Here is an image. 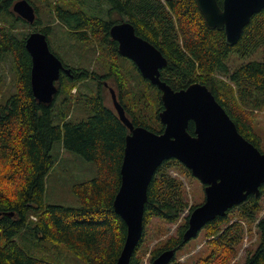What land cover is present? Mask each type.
<instances>
[{
  "label": "trees",
  "instance_id": "trees-1",
  "mask_svg": "<svg viewBox=\"0 0 264 264\" xmlns=\"http://www.w3.org/2000/svg\"><path fill=\"white\" fill-rule=\"evenodd\" d=\"M20 1L0 0V65L12 62L15 85L8 101L0 105V264H52L22 248V237L64 246L85 264L118 263L127 226L116 214L114 202L122 185L121 169L130 132L116 109L107 105L102 89L110 80L120 89L115 90L117 99L135 127L156 134L165 128L160 121L162 93L142 78L132 61L120 55L119 44L110 35L114 25L130 23L138 37L162 53L168 66L161 71V79L174 91L186 90L194 83L206 86L239 133L262 151V138L254 122L255 113L264 108V61L247 62L234 70L229 61L232 56L244 61L242 57L264 47V9L252 18L240 41L230 46L224 31L207 27L196 0H27L33 7L32 1L52 4V25L39 29L41 19L30 25L13 11ZM217 1L222 7L224 0ZM23 27L25 31L20 32ZM33 32H42L59 46L63 41L74 42L75 49L87 46L93 54L97 48L105 73L72 67L71 76L63 75L60 80L57 97L61 104H57L59 98L49 105L40 103L33 94V63L26 49ZM60 48L65 54L68 47ZM63 64L71 69L69 63ZM4 79L0 77V82ZM94 84L98 90H92ZM128 85L134 88L128 90ZM80 100L91 116L81 123L70 122L74 105L81 104ZM188 131L195 135L193 123ZM58 143L97 169L94 179L74 187L80 202L77 208L46 203V182L58 162V154H53ZM177 166L193 176L176 160L158 168L148 190L144 233L130 264H142L148 253L142 249L152 220L178 223L190 209L183 182L170 173ZM263 197L264 185L260 196H249L205 227L207 251L197 264H231L252 225L257 226L261 240L245 264H264V219L257 220ZM186 219L174 237L151 251L152 264L167 251L176 252L171 264H180L177 253L192 241H184L189 217Z\"/></svg>",
  "mask_w": 264,
  "mask_h": 264
},
{
  "label": "water",
  "instance_id": "water-1",
  "mask_svg": "<svg viewBox=\"0 0 264 264\" xmlns=\"http://www.w3.org/2000/svg\"><path fill=\"white\" fill-rule=\"evenodd\" d=\"M211 30L224 31L227 44L235 46L252 18L264 9V0H196ZM13 11L29 23L36 19L35 8L22 0ZM112 39L119 44L123 58L132 61L141 75L162 93L164 111L160 114L162 134L135 127L126 116L115 90L110 93L121 122L129 129L121 169L122 185L114 210L127 226V237L117 264H130L144 233L145 206L149 186L158 168L168 160L186 167L203 186L206 200L190 215L184 241L197 238L217 217L243 204L249 196L261 195L264 185V153L238 131L212 92L201 84L174 91L161 81V70L168 61L152 44L137 36L134 27L123 22L111 28ZM32 63V90L42 104H52L60 93L62 75L72 69L52 51L48 37L33 32L26 41ZM193 123L195 135L189 133ZM1 217V214H0ZM175 251L163 253L153 264H171Z\"/></svg>",
  "mask_w": 264,
  "mask_h": 264
},
{
  "label": "rangeland",
  "instance_id": "rangeland-1",
  "mask_svg": "<svg viewBox=\"0 0 264 264\" xmlns=\"http://www.w3.org/2000/svg\"><path fill=\"white\" fill-rule=\"evenodd\" d=\"M34 8H38L36 11L35 22L29 23L34 25L36 21L41 19V25H38L37 28H44L49 25H52L53 18L50 17L51 13V3H42L38 1H32ZM36 6V7H35ZM17 16H19L17 14ZM25 27L20 29V32H24ZM58 37V36H57ZM64 36H61V38ZM59 38V37H58ZM49 44L51 51L57 55L64 63H69V68L72 67L79 68V66H84L85 68L90 69L93 72L103 75L105 73L101 63V55H98L97 48L93 49V52L90 51V47H84V49H75L74 42L63 41L60 46L66 44L68 48L63 50L60 48L59 43L53 38L49 37ZM87 52V53H85ZM105 57V56H104ZM240 60L236 56H232L229 64L232 70L237 69L240 66H243L244 63L251 61H264V47H259L254 52ZM12 62L4 63L0 65V77L5 78L4 83L0 82V105L5 104L10 94L15 90L14 85V76ZM109 87H115L113 82L110 80L107 82ZM60 82L58 83L59 86ZM128 90L134 88V85H128ZM92 90H98L99 88L94 84L91 85ZM136 90H142V88L135 87ZM61 90V86H60ZM82 90L87 93V88H82ZM106 95L107 105L115 110L112 96L109 92V89L103 88ZM76 93V90L73 91ZM59 97H56V99ZM79 102V101H78ZM81 104L74 105L72 112V117L70 122L81 123L87 121L91 116L90 113L85 111V104L83 100H80ZM57 104H61L60 98L57 100ZM56 123L59 124V120L56 119ZM255 131L258 136L262 138V152L264 153V108L263 110L255 113V122H254ZM53 154H58V162L56 167L49 175L46 182V203L48 205H61L70 208H77L80 206L78 198L74 195V187L78 184L90 181L97 176L96 166L92 163L87 162L81 156L70 153L63 150L61 143H58L54 150ZM184 166V165H183ZM186 168V167H185ZM189 171V170H188ZM170 173L173 177H176L178 180L184 184V192L188 200L190 209L194 207H199L204 204L206 200L205 195V186H203L196 178L191 176L185 169L177 166L170 170ZM190 209L187 210L182 219L187 220L186 218L190 217ZM182 219L178 223L166 224L159 219H154L150 222L146 229L145 245L142 249L143 253L148 251L144 256L142 264H152V255L151 251L160 247L166 240L172 238L176 235L179 225L182 223ZM264 219V197L262 198V209L258 215V219ZM246 227V226H245ZM248 233L246 234L243 242L238 247V257L231 264H245V261L250 253L254 252L261 240V235L257 230L256 225H252L249 229L247 228ZM208 239L204 231L200 232V235L193 239L188 245L177 253V263L180 264H197L199 262V257L207 251ZM19 243L22 248H24L31 256L44 259L45 261L52 264H85L79 257L68 253L64 246L53 245L51 243H39L34 237H22L19 240ZM51 247V249H50Z\"/></svg>",
  "mask_w": 264,
  "mask_h": 264
},
{
  "label": "flooded vegetation",
  "instance_id": "flooded-vegetation-1",
  "mask_svg": "<svg viewBox=\"0 0 264 264\" xmlns=\"http://www.w3.org/2000/svg\"><path fill=\"white\" fill-rule=\"evenodd\" d=\"M135 65V64H134ZM136 66V65H135ZM138 69V68H137ZM139 71V70H138ZM162 71V70H161ZM141 74V73H140ZM64 75V74H63ZM62 75V76H63ZM65 76H67V75H65ZM142 76V78L144 79V80H146L144 77H143V75H141ZM146 81H148V82H150L149 80H146ZM161 81H162V79H161ZM162 82H164V81H162ZM151 83V82H150ZM164 83H166V82H164ZM152 84V83H151ZM167 84V83H166ZM194 84H196V83H194ZM197 84H200V83H197ZM153 85V84H152ZM168 85V84H167ZM193 85V84H192ZM202 85V84H201ZM153 86H155V85H153ZM168 86H170V85H168ZM60 87V86H59ZM158 90H160L157 86H155ZM171 87V86H170ZM106 88L107 89H109V90H111V89H113V90H120V89H115V88H113V87H109V85H106ZM172 89V88H171ZM188 89V88H187ZM172 90H174V89H172Z\"/></svg>",
  "mask_w": 264,
  "mask_h": 264
}]
</instances>
